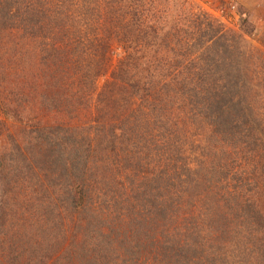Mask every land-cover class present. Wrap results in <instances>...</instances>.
Wrapping results in <instances>:
<instances>
[{
	"label": "rangeland",
	"instance_id": "rangeland-1",
	"mask_svg": "<svg viewBox=\"0 0 264 264\" xmlns=\"http://www.w3.org/2000/svg\"><path fill=\"white\" fill-rule=\"evenodd\" d=\"M32 1L34 4L37 3V0ZM64 1L68 6L69 0ZM78 1L79 4L85 3L89 6L91 14L93 13L83 21L77 16L74 18L78 30L90 36V39H103V13L106 11L107 2L113 0ZM118 1L120 3L122 0ZM160 1H141L145 8L154 7L152 10L150 8V16H154L150 18V26L155 25L154 36L157 42L172 33H177L173 29L160 31L161 22H164L160 14L164 9V1L167 9L176 1L179 6L192 8L193 13L199 16L197 19L200 20H194L195 24L201 26L194 35L195 41L192 39L187 44L183 40L177 44L171 40L172 36L170 37L169 43L179 52H181L179 48L187 44L182 51L196 58L195 53L198 51L195 50L194 42L198 43L209 28L213 31L219 28V32H229L233 36L237 34L236 39L241 36L238 40L240 44L234 40L231 42L228 57L224 60L233 79L220 78L219 71L222 68L218 71L220 61H216L213 64L215 71L213 75L216 76L210 83L220 88L226 83L236 84L237 80L242 93L246 94L245 100L248 97L247 107L250 110L248 112L260 118L264 126V0H163L161 3ZM51 2L61 4L60 0ZM153 2H156L157 7L159 4V7L156 8ZM124 11L128 12L127 8ZM16 22L10 29H0V262L88 264L94 259L93 264H123V260L128 258L129 254L118 249L120 246L118 242L115 241L116 252L108 255V252L97 246L93 239L90 240L85 231L75 243L72 242L71 234L74 232L69 230V223H72V226L76 222L84 224L85 218L81 212L75 213L69 206V145L82 141L85 151L90 152V160L98 157L95 162L97 168L91 162L92 170L87 172L85 184L80 186L78 183L77 186H80V189L86 187L88 196L104 198L105 195L101 193H91L95 191L92 184L104 175H111L115 180L114 192L110 193L108 198H111V194L114 195L118 201L117 205L108 204L106 211L100 213L98 208L104 206L101 200L91 204V207L95 208L91 212L101 217L104 231L108 230V225L114 223L111 219H116L115 215L124 210V207L130 209L137 207V200L150 195L166 205V218L172 217L171 223L164 215L156 221L158 232L162 234L157 240L156 247L165 253L159 255L157 260H153L154 254L149 258L143 257L141 264H178V261L184 259V255L181 253L175 256V243L171 246L174 251L171 250L170 244L182 235H191V243L188 246H200L203 250H208L230 239L228 236L224 237L219 230L223 229L228 233L232 230L230 227H234L240 231L241 226L235 223H241L242 215L247 213L231 209L232 199L224 193V187L226 183L231 182L234 173H239L241 164L239 159L243 160V156L240 158L238 154L234 160V156L226 153L228 151L225 147L228 144L225 139L229 140L226 137L222 139L225 127L221 119L219 122L222 132L216 127L205 125L203 113L192 110L188 101L178 103L169 101L165 104L167 106L165 110L159 103L150 105V108L148 106L138 109L137 102L133 106L137 112H124V118L129 116V119H125L128 133L119 139L118 133L106 134L103 131L95 142L98 147L93 148L92 144L86 142L89 138H95L94 132H97V123L94 122L98 107L95 102L96 95L105 83L112 81L119 53L113 54L110 62L104 63L102 67L93 62L96 68H91L93 72L89 85H93L97 91L85 101L77 103L73 97L80 88L78 86L80 77L75 75L71 65L67 69L55 67L57 55L50 52L52 44H55L60 52L69 53V59L73 58L72 62L77 67L87 68V63L82 62L79 56L84 48L77 49L74 46L77 32L69 36L71 39L69 48L60 41L46 40L47 46L39 44L47 50L48 62H44L36 51V45L30 44L32 34L28 31L29 28L20 25L21 28L17 29ZM212 22L213 26L209 27L207 23ZM71 48L75 54L72 57ZM113 48L118 51L116 45ZM161 52L169 53L166 49ZM199 67H202V63ZM69 88H73L74 91ZM13 109H17L18 114L9 112ZM179 111H184L186 115L179 120L181 129L174 133L186 138L181 143L177 142L179 154L186 161L179 160L181 164H178L179 169L175 170L171 161L165 164L157 158L159 153L167 149L159 136L169 132L164 131L168 127L166 122L173 120ZM237 111L239 126L233 127L230 124L231 127L228 125L225 130L232 135L239 131L246 133L248 130L242 124V119L248 112ZM129 120L136 123L133 134L130 132ZM70 127L77 128L79 132L69 142V133L73 131ZM194 133L212 138L221 156L219 163L215 161L212 165L218 164L216 170L220 172L224 168L223 163L227 161L229 166L226 172L229 174L226 178L216 177L215 174H220L210 173L208 170L203 172L201 167L209 166L214 158L206 155V151L203 152V149L198 147V141L193 142ZM88 146L91 148H87ZM58 155H63L62 160H57ZM187 169L190 171H185ZM176 173L180 175L176 176ZM175 177H179L180 180ZM214 177L216 178L213 179ZM204 178H211V181L204 182ZM235 183L238 181L231 182ZM85 216L88 220L90 213L87 211ZM167 233L169 238L168 235L166 237L163 235ZM237 238L244 239L242 234ZM81 242L88 250L84 252L83 258L74 251ZM97 248L99 252L95 253ZM208 256L206 254L204 258V255H201L199 260L205 261ZM192 258L197 259L193 256ZM233 258L238 260L235 256ZM126 264H132V261L128 259ZM237 264L242 263L237 261Z\"/></svg>",
	"mask_w": 264,
	"mask_h": 264
},
{
	"label": "trees",
	"instance_id": "trees-1",
	"mask_svg": "<svg viewBox=\"0 0 264 264\" xmlns=\"http://www.w3.org/2000/svg\"><path fill=\"white\" fill-rule=\"evenodd\" d=\"M60 1L59 5L52 4L51 0H37L35 4L32 0H0V29H10V27H14L16 21H19L16 22L17 29L21 28L20 25L26 29L29 28L28 31L32 34L30 44L36 45V51L44 62H48L47 50L39 44L47 46L46 40L60 41L69 48V40H71L69 36L77 32L75 37L77 41L72 43L77 49L84 48L79 56H81L82 62L87 63V68L77 67L72 62L73 58L69 59V53L60 52L55 44H52L50 51L57 55L55 67L67 69L71 65L75 75L80 77L78 81L80 88L76 90L75 97H73V99L76 98L77 103L85 101L97 91L93 85H89V79L93 72L91 68H96L94 63H98L102 67L104 63L110 62L113 54L119 53L116 68L112 73V81L105 83L96 95L95 102L98 107L94 122L97 123V132H94L95 138H89L86 142L92 144L93 148L98 147L95 142L98 141L100 133L103 131L106 134L118 133L119 139L128 133L125 128V119H129V116L124 118V112H137L133 108L137 102L138 109L148 106L150 108V105L159 103L165 110V108L167 109L165 104L169 101L171 103L188 101L192 110H199L203 113L205 125L216 127L221 132L222 126L219 119L222 120V125L227 130L230 124L233 127L239 126L237 110L250 111L247 107L248 97L245 100L246 94L242 93L237 80L234 79L236 84L226 83L220 88H216L210 83L216 76L213 75L215 72L213 64L216 61H220L218 71L222 68L219 71L220 78L233 79L224 60L228 57L231 42L234 40L240 44L238 40L241 36L236 39L237 34L233 36L229 32H219V28L214 31L209 28L198 43L194 42L195 50L198 51L197 54L195 53L197 57L194 58L186 51H182L183 47L192 39L195 41L194 35L201 28L200 24H195L194 20L200 19H197L199 16L193 13L192 8L187 9L186 6H179L175 1L172 7L167 9L164 1V9L160 13L164 22H161L162 29L160 31L173 29L177 33H172L157 42L154 36L155 25L150 26V18L154 17L150 16V8L152 10L153 6L143 7L142 0H122L120 3L118 0H113L107 2L106 11L103 13V39H90V36L78 30L74 21L76 16L81 21L92 16L93 13L91 14L92 10L89 6H86L85 3L79 4L78 0H69L68 6L64 0ZM153 5L156 8L159 7L156 2H153ZM126 8L128 12L124 11ZM30 23L33 26L30 27ZM207 25L213 26V22L207 23ZM171 36V40L177 44L183 40L187 43L179 48L181 52L169 43ZM114 45L118 47V51L113 48ZM238 47L237 45V49ZM163 48L170 54L162 53ZM70 55L71 57L75 55L72 48ZM200 63H202V67H199ZM187 65L189 66L187 67ZM69 89L74 91L73 88ZM76 105L78 106V104ZM9 112L18 114L17 109L9 110ZM179 112L174 115L173 120H169L170 123L166 122L168 127L164 131L169 132L159 136L167 149L159 153L157 158L158 161H164L165 164L171 161L175 170L179 169L178 164H181L179 160H184L179 154L180 149L177 147V142L181 143L186 139L185 136H178L174 133L181 129L179 120L186 115L184 111ZM233 117L234 119H232ZM242 120L244 127L248 128L246 133L239 131L232 135L225 130L222 132V139L226 137L229 140L225 139L228 144L225 150L231 153H226L234 156V160L238 154L240 158L243 156V160L239 159L241 161L239 173H234L230 180L231 182L238 181V183L231 184L229 182L224 187V193L232 199L231 209H239L247 213L242 215L241 223H235L240 225L241 229L238 231V228L230 227L232 230L228 233L223 229L219 230L224 237L228 236L230 239L215 248L210 247L208 250H203L200 246H188L191 243V235H182L178 239L176 238L170 247L175 243L176 253L174 255H181V253L184 255V259L178 261V264H237V261L242 264H264V126L263 121L250 112ZM129 125L130 132L133 134L136 127L135 121L129 120ZM70 129L73 131L69 133V142L79 132L77 128L70 127ZM192 138L194 143L199 142L198 147L203 149V152L206 151V155L214 158L209 166L201 167L203 172L208 170L210 173L220 174H215L216 177L224 176L226 178L229 174L226 172V168L229 166L227 161L223 163L224 168L220 172L216 170L218 164L212 165L215 161L219 163L221 158L218 147L214 145L212 138L198 136L197 133H194ZM153 141L155 140L153 139ZM218 143L219 139L217 145ZM85 150L83 141L79 144L69 145V206L75 213L81 212L85 218L84 224L76 222L72 226V223H69V230L74 232L71 234L72 242L75 243L85 231L90 240L93 239L97 246H101L104 252H108V255L113 251L116 252L115 241L118 242L120 245L118 249L129 254L128 258L123 260V264H126L128 259L132 261V264H141L143 257L149 258L153 254V260H157L165 252L156 247L157 240L162 235L158 232L156 221L161 215L167 217L165 214L166 205L151 195L137 200V207L131 209L124 207V210L115 215L116 219H111L114 223L108 225V230L104 231L101 217L96 216L95 212L94 214L91 212L95 209L91 207V204L96 200H101L104 206L98 208L100 213L106 211L108 204L113 203V206H116L118 201L114 195L111 194V198H108L109 194L114 192L115 180L111 175H104L92 184L95 191L91 193H101L105 195L104 198H94L96 195L88 196L86 187L80 189L79 187L86 181L87 172L92 170L90 163L92 162L93 166L97 168L95 162L98 157L95 156L91 161L90 152ZM154 155H156V151H154ZM62 157L63 155H58L57 160H62ZM227 170L229 171V168ZM185 171L189 172L190 169ZM179 175L176 173V176ZM175 178L180 180L179 177ZM209 181L211 178H204V182ZM78 183L80 186H77ZM82 192L83 194H80ZM148 192L150 193V190ZM146 195L145 193L144 196ZM87 211L90 213L88 220L85 216ZM70 217L72 219V216ZM166 220L171 223L172 217L170 216ZM241 234L244 239L237 238ZM163 235L166 237L168 233ZM167 237L169 238V235ZM171 250L174 251L172 247ZM74 251L83 258L84 252L88 250L81 242ZM98 252L97 248L95 253ZM206 254L209 256L205 261L199 260L201 255H204L205 258ZM233 256L238 260L236 261ZM104 258L107 260L106 256ZM93 260L88 264H93Z\"/></svg>",
	"mask_w": 264,
	"mask_h": 264
},
{
	"label": "crops",
	"instance_id": "crops-1",
	"mask_svg": "<svg viewBox=\"0 0 264 264\" xmlns=\"http://www.w3.org/2000/svg\"><path fill=\"white\" fill-rule=\"evenodd\" d=\"M263 5V4H262ZM264 6V5H263ZM264 21V20H263Z\"/></svg>",
	"mask_w": 264,
	"mask_h": 264
}]
</instances>
